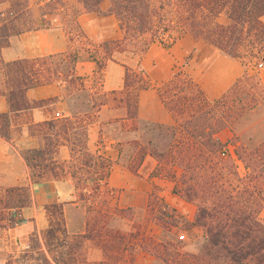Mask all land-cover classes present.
<instances>
[{
	"label": "trees",
	"instance_id": "16d2710c",
	"mask_svg": "<svg viewBox=\"0 0 264 264\" xmlns=\"http://www.w3.org/2000/svg\"><path fill=\"white\" fill-rule=\"evenodd\" d=\"M104 1L0 0V5L9 4L0 12V95L6 97L9 105L8 113L0 115L2 138H11L14 115L57 101L31 102L26 96L28 90L58 84L63 88L67 102L76 94L89 92L85 79L76 75L79 62H94L96 76L101 77L107 63L115 62L118 55L141 59L154 43H162L169 49L186 35L242 63L245 58H255L264 52V0H108L110 7L103 12L101 4ZM92 13L115 16L122 39L95 42L89 38L78 18ZM55 28L66 29L72 34V46L68 51L12 62L3 60L2 50L13 38ZM150 87L141 67L138 70L126 67L125 89L120 93L123 95L120 101L125 103L131 119H138L139 92ZM158 93L173 117V124L164 126L138 120L135 131L142 126L144 132L159 131L161 140L168 142L161 150L152 137L146 143L133 141L138 150L133 171L147 155L159 162L160 173L168 177H174V167L180 168L182 174L175 178L174 192L197 206L191 226L202 228L204 239L197 253L173 255L169 253L171 248L176 249L173 242L143 236L134 246V250L138 249L136 255L138 252L149 253L156 258V263L165 264H264V220L260 217L264 210V117L256 121L251 119L264 106L261 78L245 72L222 97L210 101L187 73L178 72L158 88ZM96 94L107 98L100 92L90 94L92 111L79 107L80 111H71V116L32 126V134L39 137L43 146L24 152V158L33 170L43 167L47 160L52 161L60 146L70 149V160L53 162L59 172L53 171L46 177V173L39 171L33 179L70 178L78 199L88 205L87 231L89 215L95 207L91 195L105 188L112 193L107 186L112 161L88 150L91 116L87 115L109 101L107 98V101L95 104L93 95ZM113 95L117 94L114 92ZM226 129L233 136L223 142L219 134ZM228 145L234 147V155L228 151L223 156ZM89 175L95 184L92 191L85 185ZM17 192H23L30 202L29 188L6 190L9 199L1 201L0 221H7V225L0 228H14L25 221L19 215L6 214L9 209L16 208L11 202ZM25 204L18 208H24ZM52 207L60 208L64 214L63 206ZM121 211L131 209L115 207L110 209V214L114 217ZM149 213L163 226L176 225L175 211L158 197L150 204ZM87 231L84 236H73L71 244L69 236H65L66 252L38 247L36 261L39 264H79L75 243L91 240ZM116 261L114 264H122ZM17 262L32 264L29 259L22 261L20 258ZM5 264H13V260L10 258Z\"/></svg>",
	"mask_w": 264,
	"mask_h": 264
},
{
	"label": "crops",
	"instance_id": "0c3cea01",
	"mask_svg": "<svg viewBox=\"0 0 264 264\" xmlns=\"http://www.w3.org/2000/svg\"><path fill=\"white\" fill-rule=\"evenodd\" d=\"M110 2L105 0L101 10L106 12ZM5 5H0V12ZM264 21V17H263ZM84 33L95 42L122 39L118 21L113 15L84 14L78 18ZM72 34L68 30L42 29L27 32L11 40L10 45L2 50L5 62L23 58H37L66 52L72 46ZM191 57V59H189ZM116 61L107 63L103 75L96 76V64L91 61L79 62L76 65V75L85 79L86 90L90 93L100 92L110 100L91 115L88 130V150L110 159L113 166L108 179V188L116 193V205L120 209H131L138 216L148 217L146 234L160 242H178L181 236H196L204 239V231L193 227L197 206L186 201L174 192L176 179L182 170L174 167L173 176L160 173L159 162L147 155L136 171L122 162L124 149L130 146L133 138L124 139L123 133H136L137 121L171 126L173 117L158 93V88L172 79L178 73L176 65L189 60L186 67L188 75L200 86L210 101L222 97L224 93L245 73L242 63L221 55L214 47L194 40L186 35L169 49L162 43H154L148 52L140 59L118 55ZM129 59V61H127ZM126 67L134 70L142 68L150 88L141 90L138 95V119L128 116V110L120 93L125 89ZM264 85V76L261 78ZM117 95H113V93ZM26 96L31 102H41L57 99L50 104L23 111L12 118L10 139L0 135V205L6 198V190L11 188H29L30 203L17 214L25 221L14 228L3 230L0 234V264H5L10 258L14 264L21 251L29 246L34 233L49 225V209L54 205L63 206L66 230L70 234L84 235L87 231L86 207L77 198L71 179L58 180L50 178L36 181L32 169L24 158V152L43 146L38 136L31 132V127L37 124L71 116V107L64 98L63 88L58 84H49L27 91ZM9 105L5 96L0 95V115L8 113ZM77 112V111H74ZM120 130L121 137L111 135L112 131ZM233 134L229 129L222 131L219 138L228 142ZM229 152L234 155V147L228 145ZM133 149L130 161L137 156ZM58 155V156H57ZM62 155V158H57ZM70 149L60 146L54 155V160H70ZM158 199L175 211L176 225L163 226L156 221L154 215H149L150 204ZM260 217L264 220V210ZM30 219V220H29ZM172 236H166V235ZM193 238V237H192ZM131 264H156V258L145 252H138Z\"/></svg>",
	"mask_w": 264,
	"mask_h": 264
},
{
	"label": "rangeland",
	"instance_id": "374dc122",
	"mask_svg": "<svg viewBox=\"0 0 264 264\" xmlns=\"http://www.w3.org/2000/svg\"><path fill=\"white\" fill-rule=\"evenodd\" d=\"M6 6L8 7L9 4L5 5V8ZM221 21L225 22V19H222ZM262 56H264V52L261 54H257L255 58H245L243 63L240 62L242 63L245 72L249 73L250 75H257L262 78V76H264V71H260L257 69L258 59ZM189 59H191V57ZM127 61H129V59H127ZM187 63H189V60L184 61L182 64L176 65V69L178 70V72L188 74V68L186 67ZM90 94L92 93L83 92L80 94H76L70 99L67 105H69L72 110L77 112L80 111L79 107H81L84 111H92L89 105ZM93 98L95 99L94 101L97 105L108 100L102 94L93 95ZM92 114L89 113L87 116H91ZM262 117H264V106L262 107L261 111L257 112L256 114L254 113L251 119L252 121H256L257 119H260ZM142 129H138L136 133L133 134L123 133L122 137L126 140L128 138H133L134 136H136V138H138L137 141L140 143H146L148 138L152 137L161 150L167 144L168 140L162 141L159 137V131L149 132L148 130H146L144 132ZM240 132L241 131H239V133ZM114 134L122 138L120 136V130L112 131L111 135ZM133 149L134 146L132 143L130 144V146H126L122 159L124 165L130 167V169L132 170L133 167L135 168V165L137 163V159L130 161L129 158L133 152ZM57 158H62V155H59V157ZM58 160L62 161L60 159ZM53 162V160H47L46 162H44V166L47 165L48 168H44L43 166L41 168L33 169V178L37 174H39V171H43L44 173H46V177L51 175L53 171L59 172V169L55 168ZM85 185L87 186L88 191H92L93 189H95V184L92 181V176H88V180ZM5 194L6 202L9 198L8 194ZM116 196V193L109 194V192L106 191V188L99 193L93 192V194L91 195V202L95 203V207H93V210L89 215V231H87L88 235L91 237V240H84L82 244L75 243V245L77 246L76 249L79 254V264H114L117 262L116 260H118L122 264H131L132 258L136 256V251L138 250H134V246L138 244L139 240H141L143 236H148L146 234L149 220L148 217L144 218L142 216H138L133 210L117 212L114 217L111 216L110 209L115 207L119 208L116 205ZM78 200L81 201L80 199ZM13 201L14 202H11V206H16V208L9 209L8 211H6V214L8 213L12 215L13 210H15V212H19L21 209L18 208V206L22 205V203H26L24 207L26 208L30 203L29 200H27L23 195V192H17ZM81 203L84 207H86L87 212V203L84 201H81ZM109 205L111 208L109 207ZM48 213L50 217V220H48L50 221L49 225L32 235L29 246L23 249L19 254V258H21L22 261L25 259H29L32 261V264H39L35 259L37 258L38 247H42L44 250L50 248L52 251L58 250L59 252H66L68 248L66 247V245H64L66 239L65 236H69V244L74 242L72 239L73 236H84L80 234L68 233V231L66 230L64 214H61L60 208L52 207L49 209ZM149 215L153 217V214L149 213ZM3 225H7V221H0V226ZM3 230L5 229L0 228V234L1 232H4ZM166 236L172 235L168 234ZM192 237L187 236L184 240H179L177 238L178 242H174V244L176 245V249L171 248L169 250V253L173 255L197 253L203 240L197 239L196 236ZM26 250H29V253H25ZM163 252L164 251H162V253ZM26 256H29V258H25ZM14 263L15 261L13 260V264ZM156 264L165 263L159 261Z\"/></svg>",
	"mask_w": 264,
	"mask_h": 264
},
{
	"label": "built area",
	"instance_id": "2783aa9c",
	"mask_svg": "<svg viewBox=\"0 0 264 264\" xmlns=\"http://www.w3.org/2000/svg\"><path fill=\"white\" fill-rule=\"evenodd\" d=\"M257 69L260 71H264V56H262L261 58H259L258 62H257ZM228 148H225L224 151L222 152V155L225 156L226 153H228ZM15 217H18L17 212H15V210H13V213ZM181 240H184V236L180 237Z\"/></svg>",
	"mask_w": 264,
	"mask_h": 264
}]
</instances>
